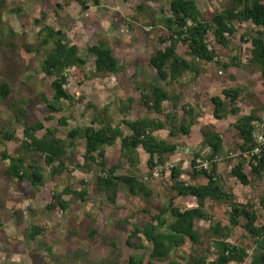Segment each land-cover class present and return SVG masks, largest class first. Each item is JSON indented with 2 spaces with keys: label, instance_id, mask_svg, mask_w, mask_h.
Masks as SVG:
<instances>
[{
  "label": "rangeland",
  "instance_id": "obj_1",
  "mask_svg": "<svg viewBox=\"0 0 264 264\" xmlns=\"http://www.w3.org/2000/svg\"><path fill=\"white\" fill-rule=\"evenodd\" d=\"M170 1L88 0L87 8H83L74 0H0V81L8 82L10 98L26 111L25 115L16 116L0 99V130L14 135L11 140H0V264H128V258L134 252L142 254L146 262L151 245L145 243L143 249L135 250L127 245L126 239L133 225L140 226L148 221L150 215L157 214L170 198L181 209L197 206L194 197L177 196L171 189L170 164L180 166V178L189 184L207 181L195 174L191 166L195 153L200 152L202 156L209 153L201 136V128L206 125H212L223 139V158L217 161V175L221 182L237 196L238 201L252 203L258 213L257 224H264V211L257 204L258 197L264 196V174H253L246 159L243 170L249 178L248 184H241L231 173V167L239 159L240 140L233 127L237 117L257 108L258 115L264 120V79L258 70L248 67L251 45L246 39L263 28L249 21L236 22V31L227 47L216 43L209 33V47L221 63H206L199 76L186 73L178 81L168 83L149 63V57L165 46L161 38L168 33L164 19L170 16ZM195 1L204 18H210L231 5V0ZM43 10L47 14L44 19L41 18ZM36 18L41 19L40 23H35ZM43 25L63 30L68 40L87 57V74L82 80L78 79L75 67L67 70L66 89L74 100L64 101L63 108L51 119L44 117L49 114L46 100H52V79L41 71L43 54H39L37 44ZM94 44L113 50L120 64L117 72H95L93 57L87 54V47ZM186 50V46L180 44L177 53L186 56ZM234 57L238 65L225 68L223 64ZM149 85L160 86L169 94L178 95L177 101L163 102L164 112H176L181 117L182 106L194 104L202 113L189 135L171 137L168 129L155 132L157 137L178 146L166 164L158 167L156 175L153 174L154 169L149 171L148 154L141 147L137 149L135 164L121 156L120 138L115 144L105 147L106 166L118 164L117 174H135L149 190L148 194L131 196L126 185L119 183L116 203L111 204L97 188L96 176L103 171L96 163H92L90 169H73L69 165L63 173L52 175L50 167L38 157L44 177L37 189L27 183L19 184L5 173L8 160H4L2 154H13L24 139V126L38 120L45 128L54 129L57 137L73 142L74 146L68 149L67 155L72 153L80 165L84 164V140L81 137L71 139L67 133L74 126L90 125L95 114L101 113L112 124L120 125L124 135L130 133L125 120L148 116L165 121L164 113H154L139 101L142 89ZM230 87L242 90L237 101L240 111L236 115L215 119L210 97L221 95L222 89ZM126 98H131L133 103L131 109L123 114L121 101ZM60 118H67L66 126L58 123ZM99 125V121L94 123L95 127ZM45 128L37 135L41 136ZM256 133L259 134V128ZM202 161L201 158L197 160L198 163ZM66 187L73 190L86 188L87 194L83 199L63 194L62 198L68 202L65 210L60 207L47 209L53 192H61ZM205 208L213 219L196 220L194 228L199 231L204 245L208 246L212 241V236L207 233L209 227L215 222L227 223L228 207L225 203L207 200ZM165 216L170 219L168 214ZM122 220L128 222L124 224ZM242 223L243 220L232 228L228 241L246 246L251 255L253 239ZM33 225L41 227L42 231L34 239H28L27 233ZM192 249L187 239L184 245L167 256L154 259L153 264H180L193 253ZM210 251L209 262L215 258L212 249Z\"/></svg>",
  "mask_w": 264,
  "mask_h": 264
},
{
  "label": "trees",
  "instance_id": "obj_2",
  "mask_svg": "<svg viewBox=\"0 0 264 264\" xmlns=\"http://www.w3.org/2000/svg\"><path fill=\"white\" fill-rule=\"evenodd\" d=\"M74 1L83 8H87L88 0ZM1 7L0 3V9ZM169 10L170 16L164 19L168 33L161 38L165 46L157 49L149 57V63L164 81L173 83L186 73L197 77L204 70V64L221 63L215 51L209 47V33H212L216 43L227 47L230 37L236 31L234 24L243 21H249L263 28L257 31L255 36H249L246 39L251 45L248 67L251 70H258L264 79V0H231L229 7L215 12L210 18H204L195 0H171ZM46 16L43 10L41 18L44 19ZM34 21L38 24L41 19L36 18ZM37 44L39 54H43L40 62L41 71L52 79L50 84L52 100H46L49 114L44 117L51 119L54 113L63 108L64 101L74 100L73 95L66 89L67 70L75 67L78 79L82 80L87 74L85 69L87 57L81 53L76 44L68 40L63 30L55 29L50 25H43L40 28ZM180 44L186 46V56L177 53ZM87 54L93 57L97 74H111L120 69L119 61L109 47L94 44L87 47ZM237 65L235 57L223 64L225 68ZM241 93L240 87H230L222 89L221 95H212L210 100L213 104V117L223 119L228 114H238L240 108L237 101ZM10 94L11 87L8 82L0 81L2 102L16 116L25 115V109L18 106V103L10 98ZM178 99L177 94H169L160 86L149 85L143 88L139 100L141 105L154 113H164L165 121L148 116L125 120V124L130 129L127 135L123 134L120 125L112 124L101 113L95 114L90 125L71 128L67 133L68 137L71 139L81 137L85 143L83 165L75 160L72 153L70 156L67 155L68 149L74 146L73 142H66L57 137L55 130L45 128L40 120L30 125L26 124L23 129L24 139L20 147L13 154L6 152L2 154V158L8 160L5 173L17 183H27L37 189L44 177L43 166L38 157L43 160L44 165L50 167L52 175L63 173L69 165H72L73 169H90L92 163H96L103 171L102 174L96 176L97 188L105 194L111 204L116 203L119 183L126 185L127 192L131 196H138L141 193L148 194L149 190L135 174H117L118 164L106 166L105 147L115 144L120 138L121 156L130 163L137 162L136 152L138 147H141L148 154L147 167L150 172L156 165L164 166L169 156L177 151L178 146L175 142L157 137L155 132L168 129L171 137H177L180 134L189 135L191 127L202 113L197 111L198 107L194 104L182 106L183 115L181 117L176 112H164L163 102ZM132 103L131 98L121 101V112L123 114L128 112ZM257 111V108H252L248 114L238 116L233 124L240 142L238 143L239 159L231 167V173L243 185L249 183V178L243 170L246 160L253 174L256 176L264 174V120ZM98 121L100 125L95 127L94 123ZM58 123L66 126L67 118H60ZM44 128L45 132L41 136L37 135V132ZM257 128H259L258 135ZM201 136L209 153L206 156H202L200 152L195 153L191 166L195 174L207 181L189 184L181 180L180 166L172 167L170 175L171 189L176 195L194 197L197 206L181 209L174 205L173 199L170 198L157 214L150 215L148 221L140 226L133 225L126 239L127 245L138 250L143 249L145 243H148L151 245V250L146 262L142 254L134 252L129 256L128 264H153L154 259L167 256L184 245L187 239L193 246V253L180 264H264V224H257L258 213L253 204L238 201L237 196L230 189L225 188L217 175V161L223 158L224 152L222 136L212 125L203 126ZM13 137V133L0 130V140H11ZM199 158L208 163L207 168L199 167L200 163L197 162ZM63 194H72L83 199L87 190L86 188L73 190L66 187L61 192H53L52 201L46 205V208L53 210L60 207L65 210L68 202L62 198ZM207 200L225 203L228 207V221L226 224L215 222L209 227L207 233L212 236V241L211 245L205 246L194 224L196 220L210 221L213 219V215L205 208ZM257 204L264 211V196L258 197ZM166 214L169 215V220ZM242 220L243 228L253 239L254 251L251 255L248 254L246 246L228 241L232 228L240 224ZM127 222L128 220L121 221L124 224ZM41 231V227L33 225L27 233V238L34 239ZM198 245H201V248H197ZM210 249L215 258L209 262Z\"/></svg>",
  "mask_w": 264,
  "mask_h": 264
},
{
  "label": "built area",
  "instance_id": "obj_3",
  "mask_svg": "<svg viewBox=\"0 0 264 264\" xmlns=\"http://www.w3.org/2000/svg\"><path fill=\"white\" fill-rule=\"evenodd\" d=\"M158 167H159V165H156V166H155L153 174H155V175L157 174ZM170 167L172 168V167H173V165H172V164H170ZM199 167H204V168H207V167H208V163H207V162H205V161H202V162H200V164H199Z\"/></svg>",
  "mask_w": 264,
  "mask_h": 264
}]
</instances>
